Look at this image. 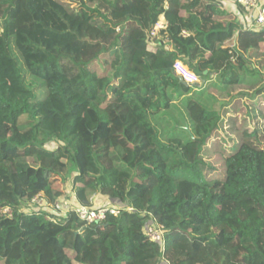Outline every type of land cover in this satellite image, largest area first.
Returning a JSON list of instances; mask_svg holds the SVG:
<instances>
[{
    "label": "trees",
    "instance_id": "obj_1",
    "mask_svg": "<svg viewBox=\"0 0 264 264\" xmlns=\"http://www.w3.org/2000/svg\"><path fill=\"white\" fill-rule=\"evenodd\" d=\"M236 19L217 0H0V260L264 264V30ZM178 59L219 75L222 105L188 97L190 132L161 140L153 120L208 87L181 83ZM68 164L77 205L109 198L120 213L21 208L38 194L55 204Z\"/></svg>",
    "mask_w": 264,
    "mask_h": 264
},
{
    "label": "rangeland",
    "instance_id": "obj_2",
    "mask_svg": "<svg viewBox=\"0 0 264 264\" xmlns=\"http://www.w3.org/2000/svg\"><path fill=\"white\" fill-rule=\"evenodd\" d=\"M73 6H75V4ZM232 7H233L232 3L228 2L225 4L224 9L233 13L234 8ZM99 21L102 22V20L100 19ZM237 21L238 20H236V22ZM164 23H165V20L163 19V17H161L159 24L156 27L160 28L159 25H163ZM240 25L242 26V24ZM104 62H105V59L104 60L100 59V60L95 61L92 64V66L101 72L106 69V64ZM247 77L255 79L254 76L253 77L251 76V74H248ZM212 81L214 82H211L209 85H207L208 87L206 86L207 89L204 92H202L203 94L196 95L194 93H190L186 95L185 97L182 96L179 101L176 100L171 110L167 111L165 114L163 113L164 115H162L160 118L161 121L158 120L159 118L153 120V122L155 123L159 131L161 140L163 139L166 140V138L174 134L178 135V133L186 134L187 132H190L191 119L185 107V103L183 104L182 102L186 100L188 97H193L194 99L198 100L199 102H201L208 108L217 109V110L220 109V106L222 105V100L218 97V93L216 92V89H214L211 86L212 83H216V82L219 83V79L217 75H215L212 78ZM219 133H220L221 139L225 138L227 140L228 145H232L234 143V141L230 139L231 135H228L224 131H220ZM54 146H56L55 142H50L48 145L49 148H52ZM212 153L213 152H211V150L207 151L204 153V156L207 159V161L213 160L214 161L213 165L218 167L216 171H220V168H219L220 163L215 161L216 155L213 154V156L210 157L211 159L208 157ZM66 163H67L66 161L63 162V164H66ZM75 174H76L75 169L71 166V164H68L66 173L58 176L56 180L55 188L62 192V196L58 201L60 205L62 206L67 205L68 207L73 208L77 205V201L75 199V186H74V181H73ZM30 205L31 204L29 202H25L22 204L21 208L25 210L26 212H31L33 207ZM95 205H98V206L114 205V206H119V207L123 206L118 201H112L109 198L103 199V198H98V197L96 199ZM47 210L51 213H55L52 206L48 207ZM24 245L25 244L22 240L17 242V246L21 250L24 248ZM9 247L10 245L8 246V248ZM6 251L7 249L4 250V252ZM5 256L6 255H4L3 257ZM8 259H10L9 256L4 258V261L0 260V264H8ZM160 264H169V263L164 258H162L160 261Z\"/></svg>",
    "mask_w": 264,
    "mask_h": 264
},
{
    "label": "built area",
    "instance_id": "obj_3",
    "mask_svg": "<svg viewBox=\"0 0 264 264\" xmlns=\"http://www.w3.org/2000/svg\"><path fill=\"white\" fill-rule=\"evenodd\" d=\"M219 3V0H217ZM236 6H241L243 11H239V19L241 20L242 27L248 31H261L264 30V0H236ZM167 25L165 22L163 25H159L163 28ZM187 35V32H184ZM173 72L181 77L188 86L200 87L202 83L201 76L192 70L183 60L178 59L173 64ZM59 201V200H58ZM51 203L47 200L44 194H38L29 201L32 206V211L47 210L52 206L54 212L57 215H67L70 210H74L75 213L83 220L93 223L101 222L106 219L109 214L118 215L121 211L120 207L114 205H106L97 208H87L84 206L76 205L73 208L67 205H60L59 202ZM53 204V205H52ZM25 211V210H24ZM3 214L12 216L10 208H5ZM48 218H51L48 216ZM146 235L154 242H157L162 251H164L165 243V228L161 224L157 223L155 219H150L145 226Z\"/></svg>",
    "mask_w": 264,
    "mask_h": 264
},
{
    "label": "crops",
    "instance_id": "obj_4",
    "mask_svg": "<svg viewBox=\"0 0 264 264\" xmlns=\"http://www.w3.org/2000/svg\"><path fill=\"white\" fill-rule=\"evenodd\" d=\"M228 2H231L232 3V8H234V10H233V14L234 15H236V17H237V19L236 20H238L237 22L239 23V26L240 27H242L240 24L242 23L241 22V20L239 19V11H243V8L241 7V6H236L235 5V3H236V0H219V3H220V5H222V7L224 8V6H225V4L226 3H228ZM228 12H230V11H228ZM232 13V12H231ZM166 22V21H165ZM243 28V27H242ZM152 45H155V43L154 42H152ZM216 74H212L208 79H204V78H202V83L200 84L201 86H207V85H209L211 82H214V81H212V78L215 76ZM217 77H219V75H217ZM218 79H220V78H218ZM200 86V87H201Z\"/></svg>",
    "mask_w": 264,
    "mask_h": 264
},
{
    "label": "water",
    "instance_id": "obj_5",
    "mask_svg": "<svg viewBox=\"0 0 264 264\" xmlns=\"http://www.w3.org/2000/svg\"><path fill=\"white\" fill-rule=\"evenodd\" d=\"M179 80L181 83L185 84V85H188L181 77H179Z\"/></svg>",
    "mask_w": 264,
    "mask_h": 264
}]
</instances>
